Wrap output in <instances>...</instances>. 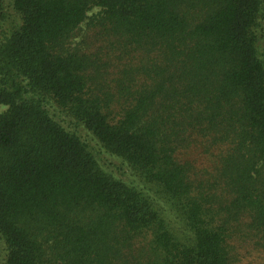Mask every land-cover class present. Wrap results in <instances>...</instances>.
<instances>
[{
    "label": "trees",
    "instance_id": "16d2710c",
    "mask_svg": "<svg viewBox=\"0 0 264 264\" xmlns=\"http://www.w3.org/2000/svg\"><path fill=\"white\" fill-rule=\"evenodd\" d=\"M0 106V264H264V0H0Z\"/></svg>",
    "mask_w": 264,
    "mask_h": 264
},
{
    "label": "rangeland",
    "instance_id": "374dc122",
    "mask_svg": "<svg viewBox=\"0 0 264 264\" xmlns=\"http://www.w3.org/2000/svg\"><path fill=\"white\" fill-rule=\"evenodd\" d=\"M100 11V7H92L88 12L87 15L91 16L97 12ZM86 22H82L79 26V29L76 31L77 33L74 35V37L72 38L71 43L74 44L77 41H79V39L81 38V36L86 32ZM5 107L0 106V111L4 110ZM247 262H245L244 264H246Z\"/></svg>",
    "mask_w": 264,
    "mask_h": 264
}]
</instances>
